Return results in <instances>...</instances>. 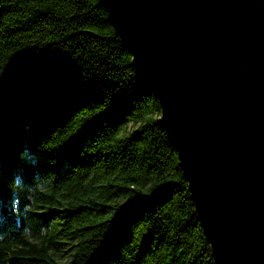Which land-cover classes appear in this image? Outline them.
Segmentation results:
<instances>
[{
	"label": "trees",
	"instance_id": "16d2710c",
	"mask_svg": "<svg viewBox=\"0 0 264 264\" xmlns=\"http://www.w3.org/2000/svg\"><path fill=\"white\" fill-rule=\"evenodd\" d=\"M158 114L100 0H0V264H224Z\"/></svg>",
	"mask_w": 264,
	"mask_h": 264
},
{
	"label": "water",
	"instance_id": "95a60500",
	"mask_svg": "<svg viewBox=\"0 0 264 264\" xmlns=\"http://www.w3.org/2000/svg\"><path fill=\"white\" fill-rule=\"evenodd\" d=\"M155 95L216 261L264 264V0H100Z\"/></svg>",
	"mask_w": 264,
	"mask_h": 264
},
{
	"label": "clouds",
	"instance_id": "9594fccd",
	"mask_svg": "<svg viewBox=\"0 0 264 264\" xmlns=\"http://www.w3.org/2000/svg\"><path fill=\"white\" fill-rule=\"evenodd\" d=\"M25 131H30V125H25ZM19 159L22 161L23 164L30 166V167H37L39 163V156L35 153L32 149L25 146V148L20 152ZM53 163H55L53 161ZM23 170H17L13 175V186L17 189H22L24 186V178L22 175Z\"/></svg>",
	"mask_w": 264,
	"mask_h": 264
}]
</instances>
